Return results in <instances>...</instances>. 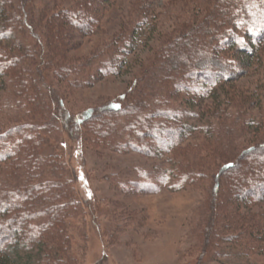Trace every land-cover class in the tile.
Listing matches in <instances>:
<instances>
[{
    "label": "trees",
    "instance_id": "1",
    "mask_svg": "<svg viewBox=\"0 0 264 264\" xmlns=\"http://www.w3.org/2000/svg\"><path fill=\"white\" fill-rule=\"evenodd\" d=\"M77 1L58 13L50 0H0V264H77V224L99 208L79 197L78 178L55 152L65 134L87 149L152 159L108 179L126 195L203 188L192 228L196 264L235 254L264 264V210H254L264 204V104L255 93L234 103L232 94L264 67V0H185L186 21L167 33L129 94L76 113L66 92L120 75L142 44L158 42L160 25L150 0H136L132 28L85 59L70 52L100 30L116 0ZM34 3H42L38 13ZM205 148L224 162L210 183L187 157Z\"/></svg>",
    "mask_w": 264,
    "mask_h": 264
},
{
    "label": "rangeland",
    "instance_id": "2",
    "mask_svg": "<svg viewBox=\"0 0 264 264\" xmlns=\"http://www.w3.org/2000/svg\"><path fill=\"white\" fill-rule=\"evenodd\" d=\"M50 1L54 3L53 12L58 13L67 9L68 5L78 2L77 0ZM184 1L150 0L149 6L152 12L158 14L160 21L158 42L152 39L149 45L142 44L132 54L130 64L120 75L107 77L92 88L71 89L66 92L64 99L66 108L78 113L90 107H101L120 101L121 96L129 94L133 89V83L140 77L144 65L163 44L167 33H173L175 26L183 25L184 20L186 21L187 14L184 12L187 6ZM32 6L35 13L42 9V3H34ZM141 6L142 3L136 0H116L114 5L107 8L102 15L100 30L93 36L80 37V40H77V48L70 53L85 59L91 57L99 51V44L103 40L132 28V21L136 19V8ZM38 29L43 36V26L39 25ZM54 29L59 33L63 29L62 23L55 25ZM78 35L76 34L75 37H79ZM154 37L156 38V35ZM29 42H32L31 38ZM259 65L258 63V67ZM257 68L235 84L236 95L234 91L232 92L233 97L235 96L234 103L245 98L252 99L255 93L256 96L262 97L264 104V67ZM55 84L57 91L64 89V84H59V81ZM1 99H5L2 92H0ZM116 106L118 107L117 104ZM258 111V108L255 109L256 113ZM114 117L112 113L108 116L111 120ZM29 123L20 120L17 126H26ZM94 129L96 133V128ZM26 133L30 135V132ZM55 152L63 155L69 162L72 169L71 177L78 178L76 189L79 197L85 200L92 197L94 200L92 203L99 208L96 218H91L87 213L85 221L77 224L80 228H84L83 236L77 238L78 246L71 252L77 264L197 263L198 252L191 255L190 250L194 246L192 228L197 215L195 210L204 200L203 188L189 186L178 192L165 188L157 194L126 195L119 192L108 179L129 174L137 166L149 168L154 163L152 159L144 158L137 153L120 154L108 150L87 149L82 146L80 140H72L68 134L63 136ZM209 152V149L205 148L198 153L188 152L189 156L186 154L188 158L198 162L200 172L207 178L208 183L224 164L221 160H214ZM228 179L224 180L225 185ZM126 184L129 186L128 183ZM254 210H264V204H260ZM109 214L114 215V224L109 221ZM249 260L243 255L235 254L233 257L223 258L216 264H251Z\"/></svg>",
    "mask_w": 264,
    "mask_h": 264
}]
</instances>
